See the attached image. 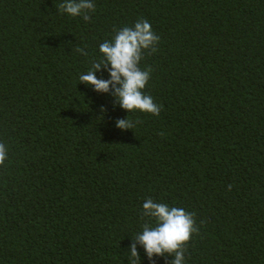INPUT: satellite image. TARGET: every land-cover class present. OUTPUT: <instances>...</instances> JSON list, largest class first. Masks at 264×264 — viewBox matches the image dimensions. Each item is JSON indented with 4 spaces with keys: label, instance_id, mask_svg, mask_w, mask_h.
<instances>
[{
    "label": "trees",
    "instance_id": "1",
    "mask_svg": "<svg viewBox=\"0 0 264 264\" xmlns=\"http://www.w3.org/2000/svg\"><path fill=\"white\" fill-rule=\"evenodd\" d=\"M63 2L0 0V264H129L148 198L196 213L185 264H264V0ZM140 18L158 117L79 80Z\"/></svg>",
    "mask_w": 264,
    "mask_h": 264
},
{
    "label": "clouds",
    "instance_id": "2",
    "mask_svg": "<svg viewBox=\"0 0 264 264\" xmlns=\"http://www.w3.org/2000/svg\"><path fill=\"white\" fill-rule=\"evenodd\" d=\"M61 14L67 13L72 17L81 16L90 22L96 11L93 0H64L57 5ZM161 37L153 30L151 23L145 19H138L134 26L115 29L112 40H106L99 46L103 58L92 63L86 74H81L80 82L93 86L101 93H111L123 109L129 112L136 110L160 116L162 105L145 93L153 71L151 66L140 67L145 55H152L158 51ZM75 51L87 56V51L76 47ZM98 70H107L109 79L97 77ZM103 108V106H102ZM140 120L132 121L128 118L117 119L116 126L122 130L135 129ZM163 135V133H161ZM8 159V149L0 142V167ZM232 185H228L231 191ZM141 218H147L142 224V232L132 237L130 245L129 264H141V256L137 245H142L151 264H156L155 257H174L170 264H185V253L193 234H200V226L196 223L195 212L186 211L180 207H170L166 203L156 202L148 198L142 206ZM153 221L155 222L153 224ZM201 224L204 221L200 222Z\"/></svg>",
    "mask_w": 264,
    "mask_h": 264
}]
</instances>
